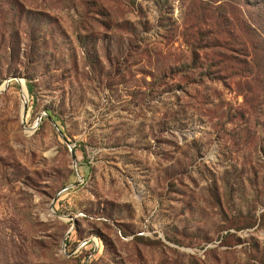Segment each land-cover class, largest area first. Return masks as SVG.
I'll use <instances>...</instances> for the list:
<instances>
[{"label":"rangeland","instance_id":"obj_1","mask_svg":"<svg viewBox=\"0 0 264 264\" xmlns=\"http://www.w3.org/2000/svg\"><path fill=\"white\" fill-rule=\"evenodd\" d=\"M246 26L264 0H0V264H263Z\"/></svg>","mask_w":264,"mask_h":264},{"label":"trees","instance_id":"obj_2","mask_svg":"<svg viewBox=\"0 0 264 264\" xmlns=\"http://www.w3.org/2000/svg\"><path fill=\"white\" fill-rule=\"evenodd\" d=\"M239 30V29H238ZM242 31H243V34H241L242 38L240 40V38L238 37L237 40H239V44L245 48L246 50H248V52L245 53L246 56H251L253 57V59L258 56V55H261L262 52H264V48L261 47V46H258L254 39H253V32L246 26L244 28H242ZM36 33V30L34 27H31L30 30H29V34L31 36V39H35L34 37V34ZM87 37L86 36H79V41H80V44L81 46H84L83 47V53L85 55H91L90 54V51L89 49L86 47V44H87ZM34 48V47H33ZM30 49H32L30 47ZM31 51V50H30ZM250 51V52H249ZM32 52V51H31ZM96 55H98V51L96 50ZM253 55V56H252ZM91 62H94L91 61ZM258 65L260 66V64L258 63ZM181 71H184L185 69L184 68H181L180 69ZM26 76V86H27V89L30 93V95L32 97H35L36 95V87H37V81L36 80V77H33V76H30V75H25ZM1 84V82H0ZM53 115L57 116L60 114V112L57 111V109H53V111L51 112ZM257 222H259L260 225L264 226V212L260 215L259 218H257L254 223L252 224V226H254ZM260 260L261 263L264 264V260L263 259H258Z\"/></svg>","mask_w":264,"mask_h":264}]
</instances>
